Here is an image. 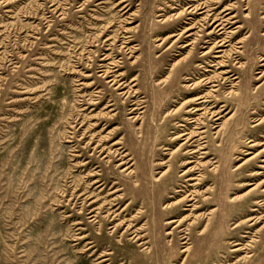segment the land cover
<instances>
[{
	"label": "rangeland",
	"instance_id": "rangeland-1",
	"mask_svg": "<svg viewBox=\"0 0 264 264\" xmlns=\"http://www.w3.org/2000/svg\"><path fill=\"white\" fill-rule=\"evenodd\" d=\"M215 1L0 0V264H264L263 186L250 190L264 156L244 161L264 148V0ZM198 3L214 18L227 12L226 28L188 12ZM222 38V52L205 53ZM101 64L135 78L141 119L99 76ZM188 92L206 97L180 106ZM202 102L224 108L215 124L192 113ZM195 118L205 132L194 144L205 149L184 175L196 158L174 136L196 129ZM93 135L107 145L124 137L137 179L91 150ZM118 195L112 209L126 208L124 218L142 211V240L112 231L105 212L89 217ZM173 216L181 226L166 223Z\"/></svg>",
	"mask_w": 264,
	"mask_h": 264
},
{
	"label": "bare ground",
	"instance_id": "bare-ground-1",
	"mask_svg": "<svg viewBox=\"0 0 264 264\" xmlns=\"http://www.w3.org/2000/svg\"><path fill=\"white\" fill-rule=\"evenodd\" d=\"M121 1H124V0H121ZM217 1L218 0H216L215 2H217ZM206 7H207V5H205L203 3H198L196 5H192V4L188 5L187 9H189L188 12H191V11L194 12L195 11V12H197V14H201V15L204 14V18L207 19V21L210 20L208 25H214V28L219 27V29L217 31H219L221 29H225L227 23H224V21H226V20L223 19V17L227 14V12L224 13L219 18H214V17H211L212 14H208L207 13L208 10H207ZM226 9H228V8H225V9L221 10V12L222 13L225 12ZM186 30H188V28ZM226 41L227 40L224 39V38L217 40L215 43L211 44V46L208 47V49H207V51L205 53L210 52V51H212L214 49H215V52H222L220 47L224 46V43ZM126 46H127V44L122 46V47L126 48ZM127 49H128V47H127ZM106 57H104L103 59H105ZM114 66H116V65H114ZM99 67H101V69L99 70L100 71V75L99 76L104 78V80H106V83L110 87H112V89L119 90V94H120V96L122 98V106L124 108L129 106L128 109H126V110H128V113L129 114H133L132 117L133 118L135 117V119L136 118L137 119H141L142 116H139L140 112H141L140 110L142 108H144L145 105H143L144 101H142L137 94H134V95L132 94L133 92L136 93V91H134L133 88L131 87L132 85H135L133 83L135 78H132L131 80H127L126 79L127 78L126 74H122V73L116 74V70L114 69V67L104 66L103 64H101ZM224 73H225V71H224ZM212 81H215V80H212ZM131 83H133V84L131 85ZM191 85H193V84H191ZM212 86H215V85L213 84ZM194 93L195 92H188L187 95H189V96H187V98H185V100L182 101L180 106L183 105V104L187 105V104H190V103H194V102H196L197 99L206 97V96H198V97L191 96ZM129 97H132V98H129ZM204 101H207V100H204ZM94 103H97V102L95 101ZM197 103L199 104V102H197ZM113 104L114 103H110L109 102L105 106V108L110 107V109L108 111H106V115H108V117L114 116V113H111V111L114 110V108H111L113 106ZM203 104H204V102L200 103V105H203ZM207 105H209V103L204 104V106H202V108H195V106H193L192 107V109H193L192 113L196 114V110L202 109L203 110V114L205 115V118H203V119H210V121H211V117L215 116L214 119L212 120V123L215 124L214 120L221 119L220 117L222 115H220V113H222L224 108H222L220 110H217V109H214L215 106H213V105L207 106ZM209 116H210V118H209ZM203 119L202 118H195V119H193L191 121V122H194V124L196 125L194 127L196 129H190V127H185V125H183L184 126L183 129H181L180 132H178L174 136V138L180 137V139H183L182 144L184 145V148L186 146L187 147L188 146H192L189 149H187V151H186L187 154H188L187 158H196L194 160L192 159V161H190V159L189 160L187 159L186 164H191V165L188 168H186L184 171H182V174H184V175H187L191 171H194V169H197L198 166L201 165V160L197 159L198 157L195 154L199 153V149H205V145H203L204 141L198 142L197 144H194V143L197 142L199 139L204 138V136L201 138V135L205 132L204 124H203V121H202ZM224 124H225V120L224 121L222 120L219 123H217L214 127L222 128L224 126ZM195 136H199L200 138L193 139ZM94 137H98V138L96 140H94ZM124 141H125V138L124 137H120L119 139L114 140L110 145H107L108 140L106 138V135L105 136L93 135L92 137H90V139L87 141V143H88L89 147L91 148V150L97 151V153H99V155H103V158H106V160H105L106 163L111 165L112 163L116 162L115 166L117 168L123 166L120 171H128V173H130L132 177H135L137 179V171H136V168L133 167L134 162H132L133 158L130 157V154L126 151V148H125V145H124ZM262 144H264V142L260 143V145H262ZM200 153H203V154L206 153L207 154V151L203 150ZM254 156H258V159L260 157H263L264 156V148H261L259 151H257L255 154H253L251 157L247 158L244 161L250 160ZM258 162H260V165H258L260 170H257V171H255L253 173L255 175H260L259 178L260 177L261 178H260V180H258L255 183H253V187L250 188V190L251 189H255V187L257 185L262 184L261 187L263 186V188L260 191H264V157L260 158L258 160ZM82 164H89V162L86 161V162H84ZM170 171H172V170L170 169L169 165H167L166 169L162 173H160V176H164V175H166V173H168ZM90 173H91L92 177H95L96 175L99 174V172H97L96 170H92V171H90ZM189 179L193 180V179H197V178L196 177H190ZM155 180L156 181H160L159 178H156ZM114 183H117V182H114ZM92 184L93 185L97 184L96 188H98V187L103 186V184H105V183L101 179L94 178ZM101 189L102 190L105 189V186H103ZM119 190L120 189H118V188L117 189H113L112 191H109L108 194L109 195H113L115 192H117ZM250 190H248L247 192L249 193ZM194 191H198V189L194 190ZM194 191L188 193V195L186 197L194 195ZM91 197L92 196L89 195L88 197H85V198L90 199ZM258 197H261L263 199V194L259 195ZM122 198H124V196H121V195L113 197L110 200L102 198L103 201L96 208L93 207L88 212V214H91V215H89V217H92L93 218L92 220H94L95 218L98 217V214H96V213L105 212L104 220L108 219V220H111L113 222L117 221L114 225H112V227H111L112 231L113 230H115V231L117 230L118 231L121 227L124 226L123 233L131 234L130 238H132V239L135 238V240H142L143 239L142 237H144L143 236L144 234L141 233L142 229H143V225L135 228L136 225L139 223V221L142 219V211L139 209V210H137V212L134 215H132V218L126 219V218H124L123 214L121 213L126 208H122V210L120 212H116L118 210V207L115 208V209H112L114 206L118 205V203L120 201L119 199H122ZM251 198L252 199H256L257 196H252ZM190 199H193V198H190ZM100 200H101V198L92 199L90 202H88L87 205H94V204L98 203V201H100ZM252 202L256 203V200L252 201ZM254 205H256V204H254ZM188 206H190V209L188 210L190 212V210L194 209V206H195L194 202L188 204ZM169 207L170 206L165 205L163 207V209L164 208L166 209V208H169ZM254 210H256V209H251L250 211H254ZM164 211L166 212L168 210H164ZM194 214H195V212L193 213V215ZM183 218L184 217H181V218L178 219V218H174V216H173L172 218L168 219L166 223L175 224L174 227H179V226L182 225L181 222H182ZM260 218H261V216L254 215V216H250L249 218H247L246 221H252L250 224H254L255 222H258L259 221L258 219H260ZM195 219H196V216L195 215L192 216L191 223L193 221H195ZM184 230H187V228H184ZM183 233L187 234L186 236H184V238H187L188 233L186 231H183ZM144 243H146V242L141 241L140 245H143ZM184 243L186 244V242H184ZM187 248L188 247H184L183 251H186ZM237 249H240V247L236 248V250ZM242 257H244V256L242 255ZM101 261H103V260H101Z\"/></svg>",
	"mask_w": 264,
	"mask_h": 264
}]
</instances>
